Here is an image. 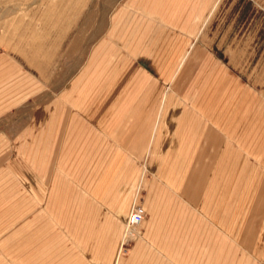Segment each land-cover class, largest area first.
Returning <instances> with one entry per match:
<instances>
[{
  "label": "rangeland",
  "instance_id": "rangeland-1",
  "mask_svg": "<svg viewBox=\"0 0 264 264\" xmlns=\"http://www.w3.org/2000/svg\"><path fill=\"white\" fill-rule=\"evenodd\" d=\"M121 1L0 0V43L18 16L52 19L20 24L23 49L31 41L34 50L47 43L56 51V36L65 37L55 71L35 73L44 86L0 119V264H264V0H209L180 68L165 72L159 87L150 84L138 95L132 85L124 100L108 104L64 85L77 84ZM148 90L159 95L154 111ZM193 132L188 166L179 144ZM97 144L112 147L101 154V181H108L103 170L113 161V190L100 215L92 210L97 160L88 152ZM62 160L85 183L83 198H61ZM157 176L163 194L175 198L190 191L200 197L204 179L212 181V230L207 223L201 231L203 221L197 231H155L146 191ZM179 185L183 192L174 191ZM135 206L144 219L128 229L129 215L120 219ZM174 207L161 209L160 227L177 217Z\"/></svg>",
  "mask_w": 264,
  "mask_h": 264
},
{
  "label": "crops",
  "instance_id": "crops-1",
  "mask_svg": "<svg viewBox=\"0 0 264 264\" xmlns=\"http://www.w3.org/2000/svg\"><path fill=\"white\" fill-rule=\"evenodd\" d=\"M208 1L209 0L121 1L118 8L114 10V14L112 13L109 18V28L106 32V36L99 41L98 46L92 48L87 64L84 65L85 67L78 73L77 79L75 80L77 84L69 85L66 83L64 86L82 87L85 89L84 91H88L89 93L91 91L95 100L97 98V101H101V97H104L105 102H108V104L116 102V96H118L120 100L125 98L123 97L126 96L124 89L132 85L138 88V95H140L142 88L149 89L150 84L152 87L157 88L158 82L160 80L163 81L165 72L169 73L174 71L175 68L179 69L184 62L188 54L186 47L189 41L196 37L197 25L198 22L204 18ZM83 8L84 7L81 9ZM82 14V10L77 11L76 22L79 21ZM62 19L63 21L56 18V21H61V24L68 23V19ZM15 20L16 22L14 23L17 25L16 28L12 30V32L10 31L11 33L4 32L2 34L3 40L6 39L7 43H0V119L5 118V113L20 109L19 106L22 103L29 102L36 96L38 88L44 85L39 82L41 80H38L35 73L55 71L54 65L58 62V58H61L60 45H62V40L65 38L61 35L56 36V51H53V47H50V45L46 47L47 43H42L40 45L42 47L41 49L34 50L31 41H29L28 48L23 49L21 46V39H23V37L21 35L22 28L20 24L51 23L52 19H48L46 16H27L23 18L18 16ZM10 39L12 40L8 41ZM29 40H31V38ZM150 77H152V81ZM115 87H119L121 90L115 91L110 89H114ZM68 93L69 92H67V95L69 96ZM147 94L148 107L154 111L159 102V95L157 96L155 92H150L149 94V90ZM162 101L161 98V102ZM151 114L153 115V112ZM190 114L192 115L193 113ZM154 115L155 119L161 116L158 112ZM162 115L164 119L165 113ZM149 118L152 117L149 116ZM49 129L52 128L49 127ZM68 130L69 129L66 128V136L69 135ZM36 132L38 133V131ZM44 133L48 134L47 131ZM197 137L198 135L193 132L182 141L183 143L179 144H183V146H180V152H188V166H192L191 162L194 161L192 158L194 156V151H196ZM177 142L179 141L177 140ZM111 149V145L104 147L101 144H97L88 150V152H93V160H97L94 161L96 162V172L94 171L96 177H94L92 186V210L94 215H100L102 199H110L108 197L113 190L109 181L112 179V171L110 169L113 168L111 166L113 161L109 160L106 162L107 166L105 167L107 169L104 168L103 170V175H105L103 177L107 178L108 181H101L100 169L101 154L112 151ZM62 164L60 180L61 198L64 200L72 198L78 199L79 197L83 198L82 194L86 190L85 183L76 175L77 172L68 170L69 166L67 165L66 167L64 165L65 161H63ZM256 179L258 178L248 180L254 182ZM203 184L204 186L198 190L200 192L197 194L203 193L204 199L200 198L202 197L201 194L199 197L196 196L193 191H190V196L187 194H185L186 197L176 196V198H178L177 200L175 197L168 195V193V196H166L165 193L163 194L164 185L157 176L156 180L151 183L146 191V210L150 216V221L154 222V230L177 232L197 231L199 227L200 229L202 228L201 224L204 221L205 225H202L204 229L201 231L207 232V223L211 231L214 214L212 201L213 182L204 179ZM178 187L179 188H175L174 191L183 192V190H185L182 189L181 185ZM126 190H128L129 194L126 199L131 201L132 188L126 187ZM186 192L188 193V191ZM52 193L53 190L51 189V194ZM50 199H52V195H50ZM198 200H200L199 203ZM167 205H174V208L178 209V213L177 217L173 218V222L167 221L166 227L162 228L159 226L161 223L160 211ZM222 205L224 204H221V206ZM103 206L106 208L110 207L111 204H103ZM190 210L194 211L191 215L192 217L189 215V213H191ZM130 211L131 208L129 213ZM129 213L124 212L120 220L124 222ZM171 215H173V213ZM186 215H189L188 217L190 218H186ZM195 215L201 217L199 219L201 222L195 218ZM172 223L176 226L178 225V228H167L168 225H173ZM182 225L183 227H181ZM193 225L196 226V230L191 227ZM156 243L157 244L154 243L153 245L157 247L160 243H158V241Z\"/></svg>",
  "mask_w": 264,
  "mask_h": 264
},
{
  "label": "built area",
  "instance_id": "built-area-1",
  "mask_svg": "<svg viewBox=\"0 0 264 264\" xmlns=\"http://www.w3.org/2000/svg\"><path fill=\"white\" fill-rule=\"evenodd\" d=\"M144 215V210L140 206L133 207L127 219V228L134 229L139 226L144 219Z\"/></svg>",
  "mask_w": 264,
  "mask_h": 264
}]
</instances>
